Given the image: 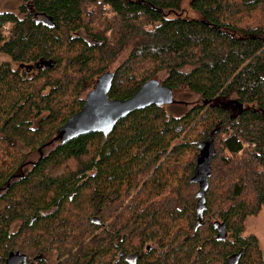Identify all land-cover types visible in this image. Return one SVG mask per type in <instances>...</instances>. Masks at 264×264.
Wrapping results in <instances>:
<instances>
[{
	"label": "trees",
	"instance_id": "1",
	"mask_svg": "<svg viewBox=\"0 0 264 264\" xmlns=\"http://www.w3.org/2000/svg\"><path fill=\"white\" fill-rule=\"evenodd\" d=\"M20 1L22 16L0 12V55L9 60L0 63V264L14 254L49 264L46 248L54 264H264L257 239L241 236L244 220L264 208V26L233 22L242 11L263 22L264 0H189L198 20L178 16L183 0ZM128 45L126 60L109 71ZM161 70L160 85L202 104L177 118L150 106L110 133L61 143L60 127L101 74H113L109 98L125 100ZM32 71L40 76L28 82ZM231 96L232 109L219 104ZM185 150L191 159L180 177L172 157ZM203 158L202 190L194 177ZM168 161L175 169H162ZM167 175L197 192L189 201L166 195ZM209 180L228 183L222 197L208 193ZM138 185V202L119 214L111 208ZM14 222L26 232L13 234ZM17 242L35 252L10 251Z\"/></svg>",
	"mask_w": 264,
	"mask_h": 264
},
{
	"label": "rangeland",
	"instance_id": "2",
	"mask_svg": "<svg viewBox=\"0 0 264 264\" xmlns=\"http://www.w3.org/2000/svg\"><path fill=\"white\" fill-rule=\"evenodd\" d=\"M188 1L189 0H183L181 3V12L178 14V16L184 18V19H190V20H198L200 19L199 14H197L196 12L192 11L189 7H188ZM20 4L21 1L20 0H0V12H12L15 13L18 16H22L20 14ZM234 4H239V1H235ZM94 7L89 6L86 9V12H93ZM241 10V9H240ZM169 16V15H168ZM234 20V18H233ZM262 15L259 14L258 12H239L237 13V15L235 16V20L233 22H237V26L239 27H252V26H264V21L262 22ZM232 27L233 25L230 24ZM131 50V46L128 45L124 47L123 50H121L119 53H117L114 56V59L112 60V62L109 64V71L113 72L115 70H117L121 64L126 60V58L128 57V55L130 54ZM9 60L5 57L0 55V63L1 62H8ZM11 68L15 69V65L11 64ZM48 74V73H47ZM54 74V73H52ZM40 76V73L37 71H32V73L28 76V82L33 80L34 78ZM45 75H43L44 77ZM167 76V73L165 70H161L159 72H157V74L153 77L154 80H156L159 84H162L163 81L165 80ZM42 82V79L41 81ZM34 84H38L37 81H34ZM95 85V84H94ZM93 88V87H92ZM172 96H173V100L171 103L163 105L162 107L164 108L166 114L170 117L173 118H177L178 114H184L185 112H187L188 110H192L194 107L199 106L202 104V100L200 98V96L189 92L188 90H179V91H173L172 92ZM235 98L233 96L225 98L223 101H219V104H221L222 106H230L231 109L233 108V105H236L235 103ZM177 109H179L180 111L178 112ZM236 110V108H234ZM47 115V113L43 112L41 113L38 117H33V122H36L38 119H43L45 118ZM194 124V122H193ZM192 125V123H191ZM191 132V130L187 129L186 133L189 134ZM186 134V135H187ZM191 134V133H190ZM183 136H181L180 138H182ZM180 142L176 141L175 143H173V146H177L179 145ZM249 148V147H247ZM246 151H248L245 148ZM32 158L35 159V155L32 156ZM31 158V159H32ZM3 159L4 157L0 158V166H3ZM33 159V160H34ZM173 160H178L180 159L176 165V167L179 168V171L177 174V176H182V169L183 166L188 164V160L191 159V154L189 153V151H183L181 153H177L175 156L172 157ZM237 161L242 159V156H238L235 158ZM179 162H181L179 164ZM70 166V165H69ZM72 167V166H70ZM171 168V169H175L174 165L170 163V161L164 163L162 169L164 168ZM161 169V170H162ZM170 176V179L168 182H170V184L168 186H163V188L165 187V189H163V192L166 191V195H172V196H176L175 194L178 193L180 194L181 199H183V201H189L191 199V195L194 196L195 193L198 190V187L196 184H189V185H180V184H176L175 183H171V179H172V175H167L163 178L167 179ZM146 179V178H145ZM144 179V180H145ZM209 189H208V193L210 194L211 192L215 191L216 192V197L220 198L222 197V194L226 192L227 190V186L228 183H210L209 180ZM170 188V190L168 189ZM141 191V187L140 185L136 186L133 188V193H131L128 197H126L122 202H116L115 205H113L111 208H115V207H120L117 211V213L119 214L120 212H124L127 211L126 208H129L131 206L134 205L135 202H138V198L136 197V194L138 191ZM171 190H175L178 192H174ZM169 193V194H168ZM164 194V195H165ZM245 200H248L249 202L252 201V193L249 190H245L242 196ZM166 197L163 198V200ZM213 198V197H211ZM175 203H170V205L172 206H179L181 203L180 201H176V205H174ZM218 202H213V204H211V208L214 211L216 209ZM222 206H226V204L221 203ZM186 205H184L185 207ZM183 207V208H184ZM176 210V209H175ZM74 214H76V212H74ZM111 215L112 217H114V213H112L111 211ZM108 218V222L113 221L114 218L110 217V215L108 214L106 216ZM213 219L211 220V222L216 219V215H212L211 216ZM186 220L182 219L179 220V222L177 223V227L179 229H182L185 227L186 225ZM82 224V223H81ZM174 229V231L176 230V228ZM37 229V227H36ZM42 227H39L37 231L41 230ZM204 229V228H203ZM26 229H21V223L20 222H14L11 225V231L12 233H16L18 231H20V235L23 234V232ZM38 235H40V233L38 232ZM204 235V233H203ZM202 235V236H203ZM230 234H228L227 238H230ZM241 236L246 237V236H254L257 239V244L259 245L260 251H261V255L264 257V208H261L256 215L253 216H249L247 217L244 222H243V232L241 234ZM20 239H22V237H20ZM89 239V238H88ZM87 239V240H88ZM48 244H43L42 247H45ZM149 245L153 246L156 250L157 254H161L163 253L165 250L160 248L155 242H150ZM34 248H29L28 244H22L20 242H17L16 244H13V246L10 248V251H19V252H32ZM210 249L209 246H207V249L205 250L206 252ZM259 251V253H260ZM35 252V251H33ZM38 253V252H37ZM36 254V253H33ZM45 259L48 261L49 264H54L56 262V252L48 250L47 248L45 249L44 253H43ZM213 258L209 259V263L211 262Z\"/></svg>",
	"mask_w": 264,
	"mask_h": 264
},
{
	"label": "water",
	"instance_id": "3",
	"mask_svg": "<svg viewBox=\"0 0 264 264\" xmlns=\"http://www.w3.org/2000/svg\"><path fill=\"white\" fill-rule=\"evenodd\" d=\"M113 74H101L93 88L86 94L83 105L79 111L72 114L60 127V140L62 144L75 138L91 133H110L115 124L133 112L144 110L150 106H163L173 100L172 90L160 85L156 80H149L128 99H110L108 94L111 89ZM210 142V141H209ZM208 162L205 158L199 163V173L194 181L199 182L201 189L206 183ZM219 228L220 234L224 232L223 226L214 223ZM18 254L11 255L5 264H17Z\"/></svg>",
	"mask_w": 264,
	"mask_h": 264
},
{
	"label": "flooded vegetation",
	"instance_id": "4",
	"mask_svg": "<svg viewBox=\"0 0 264 264\" xmlns=\"http://www.w3.org/2000/svg\"><path fill=\"white\" fill-rule=\"evenodd\" d=\"M17 264H28L27 260L25 258H18Z\"/></svg>",
	"mask_w": 264,
	"mask_h": 264
}]
</instances>
